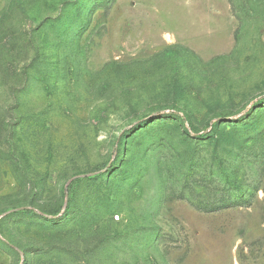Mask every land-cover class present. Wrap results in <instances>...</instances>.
Wrapping results in <instances>:
<instances>
[{
  "label": "rangeland",
  "instance_id": "rangeland-1",
  "mask_svg": "<svg viewBox=\"0 0 264 264\" xmlns=\"http://www.w3.org/2000/svg\"><path fill=\"white\" fill-rule=\"evenodd\" d=\"M0 264H264V0H0Z\"/></svg>",
  "mask_w": 264,
  "mask_h": 264
}]
</instances>
